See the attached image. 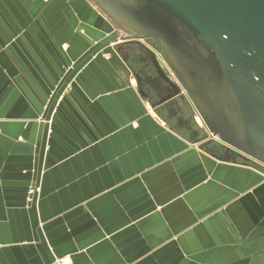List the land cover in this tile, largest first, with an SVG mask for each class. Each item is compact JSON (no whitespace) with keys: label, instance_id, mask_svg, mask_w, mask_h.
Wrapping results in <instances>:
<instances>
[{"label":"crops","instance_id":"0c3cea01","mask_svg":"<svg viewBox=\"0 0 264 264\" xmlns=\"http://www.w3.org/2000/svg\"><path fill=\"white\" fill-rule=\"evenodd\" d=\"M128 35L94 0H0V264H264V175L149 105Z\"/></svg>","mask_w":264,"mask_h":264},{"label":"water","instance_id":"95a60500","mask_svg":"<svg viewBox=\"0 0 264 264\" xmlns=\"http://www.w3.org/2000/svg\"><path fill=\"white\" fill-rule=\"evenodd\" d=\"M94 1L131 33L161 41L216 147L264 175V0Z\"/></svg>","mask_w":264,"mask_h":264},{"label":"flooded vegetation","instance_id":"af4514ba","mask_svg":"<svg viewBox=\"0 0 264 264\" xmlns=\"http://www.w3.org/2000/svg\"><path fill=\"white\" fill-rule=\"evenodd\" d=\"M124 44L118 46L132 72L137 75V87L149 105L175 129L182 128L190 139H206L195 131L193 106L175 73L162 57L160 40L147 39L137 34H129ZM166 65V66H165ZM209 150L220 152L212 139H206ZM223 152V150H222ZM254 166L258 164L252 162Z\"/></svg>","mask_w":264,"mask_h":264},{"label":"rangeland","instance_id":"374dc122","mask_svg":"<svg viewBox=\"0 0 264 264\" xmlns=\"http://www.w3.org/2000/svg\"><path fill=\"white\" fill-rule=\"evenodd\" d=\"M100 8V7H99ZM105 13V12H104ZM106 14V13H105ZM108 16V15H107ZM109 17V16H108ZM112 21L114 22V25L116 26V27H118L122 32H124V33H126V34H131V32L130 31H128V30H126L124 27H122L119 23H117V22H115L113 19H112ZM192 104V103H191ZM193 106V105H192ZM193 110H194V108H193ZM193 114H194V117L196 118H194V122H195V124L196 125H198V124H201V126H202V128L204 129V132H203V134H205L207 137H208V132L205 130V128H204V125H203V123L200 121H198L197 120V118H199V116L197 115V113L195 112V110L193 111Z\"/></svg>","mask_w":264,"mask_h":264},{"label":"built area","instance_id":"2783aa9c","mask_svg":"<svg viewBox=\"0 0 264 264\" xmlns=\"http://www.w3.org/2000/svg\"><path fill=\"white\" fill-rule=\"evenodd\" d=\"M217 139V138H216ZM218 140V139H217ZM56 264H70L68 259H61L56 262Z\"/></svg>","mask_w":264,"mask_h":264},{"label":"bare ground","instance_id":"6f19581e","mask_svg":"<svg viewBox=\"0 0 264 264\" xmlns=\"http://www.w3.org/2000/svg\"><path fill=\"white\" fill-rule=\"evenodd\" d=\"M197 120L200 122L201 120H200V118H197Z\"/></svg>","mask_w":264,"mask_h":264}]
</instances>
